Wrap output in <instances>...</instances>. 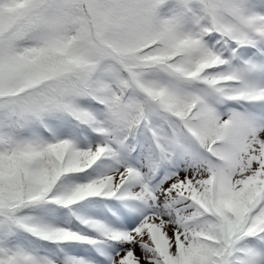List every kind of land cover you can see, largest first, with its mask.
I'll use <instances>...</instances> for the list:
<instances>
[{
	"label": "snow or ice",
	"instance_id": "6c2138e0",
	"mask_svg": "<svg viewBox=\"0 0 264 264\" xmlns=\"http://www.w3.org/2000/svg\"><path fill=\"white\" fill-rule=\"evenodd\" d=\"M0 264H264V0H0Z\"/></svg>",
	"mask_w": 264,
	"mask_h": 264
}]
</instances>
